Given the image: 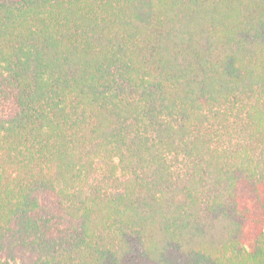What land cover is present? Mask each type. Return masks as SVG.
I'll return each mask as SVG.
<instances>
[{"label":"trees","instance_id":"16d2710c","mask_svg":"<svg viewBox=\"0 0 264 264\" xmlns=\"http://www.w3.org/2000/svg\"><path fill=\"white\" fill-rule=\"evenodd\" d=\"M0 264H264V0H0Z\"/></svg>","mask_w":264,"mask_h":264}]
</instances>
